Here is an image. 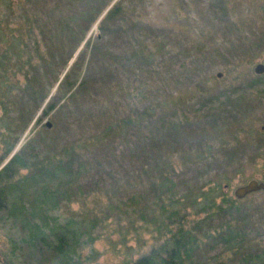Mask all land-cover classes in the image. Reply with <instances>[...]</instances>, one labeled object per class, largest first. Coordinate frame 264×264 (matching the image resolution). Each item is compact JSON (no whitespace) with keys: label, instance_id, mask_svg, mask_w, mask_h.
<instances>
[{"label":"rangeland","instance_id":"obj_1","mask_svg":"<svg viewBox=\"0 0 264 264\" xmlns=\"http://www.w3.org/2000/svg\"><path fill=\"white\" fill-rule=\"evenodd\" d=\"M8 1L0 169L16 157L18 183L0 261L62 264L36 229L64 226L78 242L63 264H130L186 208L192 262L264 264V189L235 195L264 182V0ZM216 184L206 198L234 204L207 209Z\"/></svg>","mask_w":264,"mask_h":264},{"label":"trees","instance_id":"obj_2","mask_svg":"<svg viewBox=\"0 0 264 264\" xmlns=\"http://www.w3.org/2000/svg\"><path fill=\"white\" fill-rule=\"evenodd\" d=\"M10 3L11 1L9 0L5 9L10 7ZM116 11L117 6L110 8L102 19V23H105L106 20L116 13ZM1 23L2 21L0 19V24ZM25 25L26 27H24V24L22 23L21 29L18 28L17 33L15 29H8L7 25H5L6 30H8L6 39L8 37L13 39L17 36L16 34H18L17 37L20 41V38L23 40L24 36L31 35L33 32V24L30 20H27V24ZM96 38L98 39L99 37ZM52 107L53 106L50 105L48 109ZM15 158L16 157H13L9 163L5 164V166L0 169V210L8 207L9 189L11 190V188L18 183H16L13 179L15 171L11 169ZM218 186L220 187V184L214 185L209 192L201 190L198 197L202 199L208 197V194L212 193L213 189L216 190V187ZM223 198V203H218L213 197L206 198L205 200L210 199V202L206 205L207 209L219 210L224 204L231 205L235 203V200H229L225 198V196ZM160 220L161 224L158 226V229L160 230L158 235L160 240L157 241V243L153 245L147 253L140 255V257L136 260L131 261L130 264H195L192 262V253L194 251L196 238L194 228L185 225V222L188 220L186 208L169 211L168 214L165 212L162 214ZM36 231V239L45 247L47 246L48 249H50L60 259V261H62V264L68 260L70 254L75 250V246L78 242V233L69 227H57L51 232H47V230L43 227H39Z\"/></svg>","mask_w":264,"mask_h":264},{"label":"water","instance_id":"obj_3","mask_svg":"<svg viewBox=\"0 0 264 264\" xmlns=\"http://www.w3.org/2000/svg\"><path fill=\"white\" fill-rule=\"evenodd\" d=\"M264 69V65L262 64H258L256 67H255V71L260 73L262 72ZM47 126H50L49 123H47ZM259 189H264V182H258L256 180H251L249 181L247 184L239 187L236 191H235V195L237 197H241V196H244L252 191H255V190H259ZM0 264H4L0 261Z\"/></svg>","mask_w":264,"mask_h":264}]
</instances>
